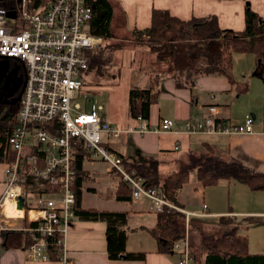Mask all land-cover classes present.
Listing matches in <instances>:
<instances>
[{
    "label": "built area",
    "instance_id": "obj_1",
    "mask_svg": "<svg viewBox=\"0 0 264 264\" xmlns=\"http://www.w3.org/2000/svg\"><path fill=\"white\" fill-rule=\"evenodd\" d=\"M3 1L7 3L0 5V57L23 64L26 82L8 141L13 159L2 162L6 187L0 196V230L28 233L30 259L49 260L48 248L55 244L61 248L59 261L73 264L66 238L78 216L76 159L80 150L107 162L131 187L133 200L147 197L157 212L165 206L181 210L144 176L126 167L112 146L122 130L103 115V107L90 98L78 101L89 53L103 42L91 30L95 0H46L43 7L35 0ZM136 119L139 128H130L131 132L214 134L251 133L255 117L249 113L243 124L224 123L222 107L210 103L183 121L166 117L156 127L141 116ZM20 198L22 208L18 207ZM8 204L22 211L11 219L25 220L27 225L9 220ZM173 250L179 254V264L192 263L188 236L175 242Z\"/></svg>",
    "mask_w": 264,
    "mask_h": 264
},
{
    "label": "crops",
    "instance_id": "obj_2",
    "mask_svg": "<svg viewBox=\"0 0 264 264\" xmlns=\"http://www.w3.org/2000/svg\"><path fill=\"white\" fill-rule=\"evenodd\" d=\"M248 1L251 8L264 17V0ZM246 2V0H119V10H116L112 2L114 16L119 15L113 26L117 33L120 31L129 33L135 29L147 28L152 23V11L156 8L168 10L171 15L183 20L215 15L221 28L241 31L246 27ZM231 71H233V56ZM169 72L160 74L157 83L159 97L151 106L148 120L150 126L156 127L166 117L183 121L200 109H205L208 104L216 103L222 107V119L232 125L243 124L247 114L253 115L255 117L253 131L214 134L156 130L131 132L130 128H139L140 121L131 117L128 112L126 119L113 116L111 121L107 118L113 126L122 130L121 136L112 144L114 150L132 164L139 156L157 159L161 182L170 174L177 172L182 163L188 161L191 153L205 150L206 146H210L225 160L236 159L256 172H264V115L258 116L254 112L259 113V109L254 108L257 105L253 106L251 101L244 112L235 111L230 99L234 95L236 85L239 84L233 78V73L231 79L225 74H201L195 77L193 82L185 79L188 83L178 85L173 77L174 74ZM253 73L260 77L255 70ZM151 77L150 74L141 71L134 78V87L149 88L152 81L154 83ZM252 82L253 80L248 81L244 88H251ZM255 84L264 94V85ZM85 155L82 163L81 207L86 210L126 212L125 229L129 234L126 249L146 252V258L144 260L110 259L107 250V222L77 216L72 221L66 238V247L73 264H179L178 253L168 254L158 250V242L150 229L157 225L159 212L151 208V200L147 197L139 200H133L132 197L130 200L118 199L120 185L126 181L112 170L107 162L95 159L87 152ZM0 166L1 196L6 187V176L2 162ZM126 185L131 189L127 182ZM151 185L158 188L156 184L151 183ZM177 200L176 206L186 215L183 238L188 236L191 250L193 244L189 236L190 221L198 220L202 231L205 225L221 228L219 218L228 216L241 225L242 229L240 228L239 233L248 238L249 252L264 254V188H254L233 178L221 179L215 185L206 186L199 179L197 172L192 171L187 182L178 191ZM187 212H189L188 217ZM16 222L17 225H25V220L20 219ZM252 224L256 225L253 229L257 231L251 233L253 229L249 227ZM199 225L196 226L197 229ZM244 227L249 229L245 230ZM6 239L10 242L5 247L2 246L4 240L0 233V264H64L59 260L28 258L24 248L26 240L17 232L9 234Z\"/></svg>",
    "mask_w": 264,
    "mask_h": 264
},
{
    "label": "trees",
    "instance_id": "obj_3",
    "mask_svg": "<svg viewBox=\"0 0 264 264\" xmlns=\"http://www.w3.org/2000/svg\"><path fill=\"white\" fill-rule=\"evenodd\" d=\"M246 1V27L241 31L221 28L215 15L183 20L171 15L168 10L156 8L152 11L151 25L133 31L139 37L149 36L151 42H153L152 50L158 54L157 58L160 61L167 59L171 61L173 66L169 70L181 73V76L176 73L173 76L178 85H184L188 83L187 81L193 82L195 77L201 74H225L231 79L232 56L235 52L254 54L255 72L264 80V17L254 11L249 1ZM6 3L7 1L0 0V5L6 6ZM94 11L95 15L91 21L92 33L102 36L104 42L112 39L114 37L113 20L115 16L114 5L111 0H95ZM170 31L179 36L181 40L180 48H177L172 41ZM167 34L170 36H166ZM191 36H195L194 40ZM105 49L104 45L101 44L98 49L90 51L87 73L96 70L101 74L103 69L110 64V56L108 58L103 53ZM176 54L177 57H175ZM184 66H191V68L186 69L189 71L188 77H186V74L182 76ZM151 79L154 80V83L152 81L149 88L133 87L129 91V114L135 119L141 116L148 121L151 106L158 100L157 83L159 79L152 77ZM17 111L18 104L10 106L2 122H0V162L13 159L12 154L8 151V141ZM222 122L227 123L223 119ZM84 158L85 151L80 150L76 159V168L78 169L76 214L80 218L107 222V250L110 259L144 260L146 252H133L126 249L129 236L128 231L125 229L127 224L126 212L86 210L81 207L82 163ZM125 164L128 168L136 169L147 181L156 184L163 198L174 205L178 204V191L187 182L192 171L197 172L199 179L206 186L215 185L221 179L233 178L254 188H264V172H256L236 159L225 160L217 155L210 146H206L205 150L191 153L188 161L183 162L177 172L170 174L162 182L158 171L159 163L154 157L139 156L135 159L134 164L126 160ZM152 186L155 187V185ZM117 196L118 199L122 200L131 199L132 189L126 185V182L121 183ZM185 217V213L181 210L169 208L168 206H165L158 213L157 225L150 231L158 242L159 252L176 253L173 250L175 242L185 236ZM192 222L191 225L199 223L198 220ZM219 222L222 227H225L223 231L222 227L219 228L221 234H204L201 237L205 255L200 264H264V254H251L249 252L248 238L239 233L241 228L239 223L228 216H221ZM25 225H27L26 221ZM229 225L233 227L227 229ZM15 232L23 236L26 240L24 248H27L32 242L29 234L15 229L0 232L4 240L2 246H8L10 240L6 237ZM60 252L61 248L59 246L55 244L49 246V260H59ZM191 254L193 256L191 264H199L193 249Z\"/></svg>",
    "mask_w": 264,
    "mask_h": 264
},
{
    "label": "rangeland",
    "instance_id": "obj_4",
    "mask_svg": "<svg viewBox=\"0 0 264 264\" xmlns=\"http://www.w3.org/2000/svg\"><path fill=\"white\" fill-rule=\"evenodd\" d=\"M37 6H45L46 0H35ZM119 10V0H112ZM119 19V15L116 14L113 20L116 22ZM121 20H119L120 22ZM118 24V22H117ZM116 24V25H117ZM115 25V26H116ZM114 28V29H113ZM114 37L112 39L102 42L104 47V54L107 55L110 61L101 74L96 70L92 72H86L83 75L84 87L82 88V97L78 99L79 102L83 103L85 98H90L95 101L97 105L103 107V115L112 121L113 116L118 119L123 117L126 119L128 117V96L129 91L135 85H133L135 76L142 72H146L152 76V78L161 77L160 74H167L170 70L169 68L173 66L169 59L165 61H160L157 56L158 54L152 50L153 42H151L148 35H143L139 37L134 31L129 33H117L115 27L113 26ZM115 30V31H114ZM172 41L176 44L177 48H180L181 40L178 35H175L171 31L169 32ZM192 37V36H191ZM192 37V40H194ZM167 40V39H165ZM152 43V44H151ZM101 45L96 47L94 50L98 49ZM107 51V52H106ZM164 52V51H162ZM177 57V54L176 56ZM196 63V62H193ZM255 56L252 53H233V78L237 81L236 88L234 90V95L230 99L233 102L235 111L237 113L244 112V109L250 104H256L254 108L259 109L254 111L258 116L264 115V94L261 93L260 88L255 83L264 85L262 78L254 75L255 70ZM18 64L14 60H9L0 57V88L10 94V84L13 79V74L15 68ZM191 68V66L183 67V74L188 77L189 71L186 69ZM170 74L176 73L181 76L178 71H170ZM182 74V76H183ZM163 76V75H162ZM252 82L251 88H244L247 82ZM254 99H253V98ZM5 112H0V122H2ZM1 171V166H0ZM237 222V221H236ZM190 221V240L193 244V250L195 253V258L200 264L204 255L205 250L201 243V237L204 234H221L219 227H214L212 225L206 226L205 229L201 231L200 225L197 229L198 224H193ZM238 223V222H237ZM230 226V227H229ZM227 229H231L232 225H229ZM256 225H250V229H253ZM248 227L243 229L248 230ZM242 229V228H241ZM225 227H222V231ZM204 231L206 233H204ZM257 231L253 229L251 231ZM250 233V234H251ZM177 255V254H176Z\"/></svg>",
    "mask_w": 264,
    "mask_h": 264
},
{
    "label": "flooded vegetation",
    "instance_id": "obj_5",
    "mask_svg": "<svg viewBox=\"0 0 264 264\" xmlns=\"http://www.w3.org/2000/svg\"><path fill=\"white\" fill-rule=\"evenodd\" d=\"M17 64H18V67L15 68L13 79L11 81L10 88H9L10 94L0 88V93L6 96V99H8L7 101H10V102H0V112L6 113L10 106L19 104V101L17 103L13 101L15 98L22 95L25 82H26V71H25L23 64L19 62H17Z\"/></svg>",
    "mask_w": 264,
    "mask_h": 264
},
{
    "label": "bare ground",
    "instance_id": "obj_6",
    "mask_svg": "<svg viewBox=\"0 0 264 264\" xmlns=\"http://www.w3.org/2000/svg\"><path fill=\"white\" fill-rule=\"evenodd\" d=\"M21 213H22L21 210H19V209L15 210L11 205H9V204L7 205L6 214L8 217H10L9 220L11 219V217H14L16 215H21ZM11 221L13 223H17L15 219H13V220L11 219Z\"/></svg>",
    "mask_w": 264,
    "mask_h": 264
},
{
    "label": "water",
    "instance_id": "obj_7",
    "mask_svg": "<svg viewBox=\"0 0 264 264\" xmlns=\"http://www.w3.org/2000/svg\"><path fill=\"white\" fill-rule=\"evenodd\" d=\"M9 16H13L14 14L12 12H9L8 13ZM21 96H18L17 98L14 99L13 102L17 103L19 101ZM8 99H6V96L2 93H0V102H10V101H7ZM18 207L19 208H22L23 207V199L20 198L19 202H18Z\"/></svg>",
    "mask_w": 264,
    "mask_h": 264
}]
</instances>
